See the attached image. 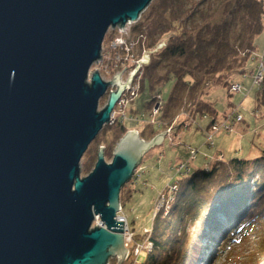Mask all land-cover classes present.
Instances as JSON below:
<instances>
[{"label": "water", "instance_id": "95a60500", "mask_svg": "<svg viewBox=\"0 0 264 264\" xmlns=\"http://www.w3.org/2000/svg\"><path fill=\"white\" fill-rule=\"evenodd\" d=\"M151 2L0 0V264L125 261L121 189L168 130L149 141L128 130L85 176L81 159L149 53L125 82L91 67L109 28L123 31Z\"/></svg>", "mask_w": 264, "mask_h": 264}, {"label": "trees", "instance_id": "16d2710c", "mask_svg": "<svg viewBox=\"0 0 264 264\" xmlns=\"http://www.w3.org/2000/svg\"><path fill=\"white\" fill-rule=\"evenodd\" d=\"M205 1L160 0L152 6L153 9L158 8L159 13L145 28L152 41L148 46L161 43V38L169 33L163 50L154 57L155 62L166 61L169 65L164 76L158 78L153 75L156 65H149L141 91L148 87L155 94L167 80L172 78L174 83L159 114L161 122L150 126V132H140L142 137L147 133L153 136L169 126L174 128L171 124L180 115V106L186 97L194 101L190 110L192 120L197 116H209V124L204 129L208 135V146L215 145L216 133L231 132L237 121L244 120L234 106V111L231 108L224 112L225 119L219 121L218 108L208 102L203 103L199 96L206 83L209 88L222 84L229 94L234 93V90L230 91L234 84H240L243 89V81L235 82V78L247 76L251 61L258 58L255 41L264 31V0H209L208 8L202 6ZM255 62L256 72L250 77L251 81L260 64L264 65V54ZM253 88H256V109L264 108V70L263 79L252 82L248 90ZM156 95L146 106L156 104ZM105 128L109 131L114 128L115 138L108 142L107 137L101 138L99 133L92 144L104 145L105 157H111L115 141L128 127L117 122ZM98 149L88 148L92 161L97 158ZM195 151L193 158L190 155V161L197 157L198 149ZM207 160L205 169L194 171L191 162L186 161L189 170L175 180L177 190L169 210L166 213L159 211L154 216L148 236L152 246L144 251L139 264H198L205 255L204 238L218 230V212L224 213V224L231 225L232 232L240 234V239L260 219L264 221V149L257 156L227 158L220 150ZM121 203L123 206L122 198ZM192 224H197L199 229L191 232Z\"/></svg>", "mask_w": 264, "mask_h": 264}, {"label": "rangeland", "instance_id": "374dc122", "mask_svg": "<svg viewBox=\"0 0 264 264\" xmlns=\"http://www.w3.org/2000/svg\"><path fill=\"white\" fill-rule=\"evenodd\" d=\"M159 1L152 0L149 7L142 12L140 18L137 21L128 23L123 31L119 30L118 27L109 28L103 41L102 58L91 67V71L98 69L105 80H111L115 74L127 66L125 68L126 71L124 69L121 72L123 74L125 71L124 78H126L132 65H136L140 60L145 59V53H149L148 62L140 66V69H142L137 74L134 87L124 92L125 94L121 98L122 101L115 106L116 122L105 125L100 131V134H102L101 138L107 137L108 142L115 138V132L113 131L114 128H110L111 130L109 131L105 127H112L117 122L122 121L125 123L128 130L137 129L139 134L143 130L150 132V126L153 125L154 120L161 122L159 113L151 112L145 108V101L154 98L153 96L156 94H160L161 102L164 103L169 96L174 79L167 80L155 94L148 87L141 91V86L144 83L143 78L147 74L146 69L149 65H156L153 69V75L157 78L164 76L168 69L167 65H169L166 61H154V57L159 56L164 46L158 47L156 51H147L154 50L158 46V43L156 46H148L152 41L147 36L145 28L158 15V8L153 9L152 6L156 3L158 4ZM202 6L208 8L209 0H206ZM177 31L182 32L179 29ZM168 34H165L160 41H168ZM125 39L127 40L126 43H128V46L123 45L124 47H121V41ZM255 42L258 58L251 61L250 69L246 72L247 76L244 75L241 78L236 76L235 78V82L243 81L244 87L242 85L243 89L241 91H233L231 89L230 91L234 93L229 94L222 84L213 85L209 88V84L206 83L203 89L204 92L199 96L203 103L208 102L218 108L220 112L219 121L224 120L223 113L234 106L235 110L238 108V112L242 114L244 120L237 121L231 132L223 131L216 133L214 136L215 145L208 146L206 145L208 135L204 129L209 124V116H197L195 120H192L190 110L194 101L190 97L185 96L186 98H183L180 106V115L176 116L174 123L171 124L174 128L171 129L169 126L156 133L158 134L168 130L163 142L152 147L144 155L138 167L137 178L135 175L122 187L120 198L123 199V206L120 212L122 215L127 216L131 233L138 240L145 241L148 238L150 231L149 233H145L144 230H151L155 215L153 212L155 198L158 192L165 188L170 177L173 176L174 180L178 179L179 175L176 173V167L181 162L190 160V152L192 150L198 149L197 157L191 161L192 171H194L196 169H205L208 163L207 157L214 156L220 150L227 158L232 156H257L261 149H264V108L256 109V88L249 91L252 82H254V80L251 81L250 77L256 72L255 61H258L262 54H264V31L256 37ZM206 82H209V80ZM109 89H114V87H110ZM109 91L100 99L99 109L103 108L107 103ZM124 134L115 141V146ZM155 135L151 136V133H147L144 137L140 136L146 141H149ZM95 143H91L89 147L91 149H98L100 146H104ZM251 150L255 154L251 155V152H253ZM90 156L86 151L81 159V176L89 174L94 168L97 158L92 161ZM112 157L113 155L111 157H105L106 161H111ZM87 165L88 169L86 171L85 167ZM246 203L248 204V201ZM223 217L225 216L222 212L216 214V219H219L218 221L220 222L218 230L214 234L210 233L209 238H204L203 250L205 255L198 264H264V221L260 219L240 239V234L232 232L231 225L226 230L224 229L225 219ZM99 220L100 218L97 221ZM222 221L223 223L221 224ZM195 229L198 230L199 227L197 224H192L190 231L194 232ZM144 254L143 252L139 256V262L143 259ZM131 259L133 258L130 255L122 264H130L129 261ZM113 263L117 264L115 258L110 260V264Z\"/></svg>", "mask_w": 264, "mask_h": 264}, {"label": "built area", "instance_id": "2783aa9c", "mask_svg": "<svg viewBox=\"0 0 264 264\" xmlns=\"http://www.w3.org/2000/svg\"><path fill=\"white\" fill-rule=\"evenodd\" d=\"M126 39L121 41V47L123 45L128 46V43H126ZM124 47V46H123ZM263 70H264V65L263 63L260 64V68L259 70H257V73L254 76V82H260L263 79ZM232 90H241V86L240 84H234L232 86ZM122 101V100H121ZM115 111V108H114ZM112 112L111 114V120H113L114 117V113ZM232 129V127H231ZM195 150H192L190 152L191 157L193 158L194 154H195ZM189 170V167L187 166L186 162L180 163L178 164V166L176 167V173L178 175H184V173H186ZM138 169L135 172V175L137 174ZM134 175V176H135ZM177 190V182L173 179V176L170 177V180L168 181V183L166 184L165 188L161 191L158 192L155 201H154V206H153V212L155 213V215L157 214V212L159 211H164L165 213L169 210L171 203L173 201V195L174 192ZM154 215V216H155ZM118 218L120 220H124V243L126 248L128 249L127 252V256L126 259L131 255L133 259H131V261H129L130 264H138L139 262V256L145 251V250H149L152 246V243L150 241H148V238L145 241L142 240H138L135 238V236L131 233L130 227H129V223H128V219L126 215H122L121 212L118 213ZM99 218L96 219L95 222H97V224H101V221H97ZM145 233H149V229H145L144 230Z\"/></svg>", "mask_w": 264, "mask_h": 264}, {"label": "flooded vegetation", "instance_id": "af4514ba", "mask_svg": "<svg viewBox=\"0 0 264 264\" xmlns=\"http://www.w3.org/2000/svg\"><path fill=\"white\" fill-rule=\"evenodd\" d=\"M138 64V63H137ZM136 64V65H137ZM136 65H132V67H131V69H130V71L127 73V77L126 78H124V76H125V71H126V69H125V71L123 72V74L121 73V80H122V82H125L126 80H127V78H128V76L130 75V73H131V71L134 69V67L136 66ZM130 67V66H129ZM128 67V68H129ZM142 69V68H141ZM140 68H139V70L137 71V73L135 74V76L133 77V80H132V82H131V84H130V86L125 90V92L127 91V90H129V89H131V87H134V85H135V80H136V77H137V74L140 72V70H141ZM122 72V71H121ZM113 78V77H112ZM110 88V87H109ZM108 88V90H107V92L110 90ZM125 93H123L122 94V96H121V98L123 97V95H124ZM137 94V93H136ZM135 94V95H136ZM154 97V96H153ZM156 97L158 98V101L156 102V104L154 105V106H151L150 107V104L149 105H147L146 106V104L144 105L145 106V108L146 109H149L151 112H155V113H161V110H162V106H163V102H161V97H160V94H158V95H156ZM121 98H120V100H119V102L121 101ZM151 99H148V100H146L145 101V103H147V102H149ZM118 102V103H119ZM117 103V104H118ZM117 104H116V106H117ZM116 108V107H115ZM115 113H116V111H114ZM115 113H114V117H113V120H111V122L109 123V124H112V123H115L116 121H115ZM120 122H122V121H120ZM159 122H156L155 120L153 121V123L152 124H154V125H156V124H158Z\"/></svg>", "mask_w": 264, "mask_h": 264}, {"label": "bare ground", "instance_id": "6f19581e", "mask_svg": "<svg viewBox=\"0 0 264 264\" xmlns=\"http://www.w3.org/2000/svg\"><path fill=\"white\" fill-rule=\"evenodd\" d=\"M180 142V141H179ZM179 142H176V143H179ZM191 148V147H190ZM188 161H190V160H188ZM191 162V161H190ZM181 163H183V162H181ZM225 220H226V218L225 217H223ZM224 219H222V220H224ZM222 223V222H221ZM228 226L229 225H224V229L226 230L227 228H228Z\"/></svg>", "mask_w": 264, "mask_h": 264}]
</instances>
